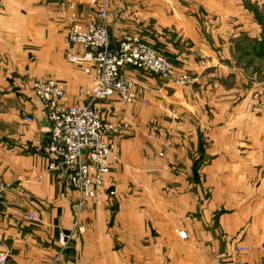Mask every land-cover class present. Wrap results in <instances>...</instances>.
Wrapping results in <instances>:
<instances>
[{
	"label": "crops",
	"instance_id": "crops-1",
	"mask_svg": "<svg viewBox=\"0 0 264 264\" xmlns=\"http://www.w3.org/2000/svg\"><path fill=\"white\" fill-rule=\"evenodd\" d=\"M69 1L90 13L86 0H0V235L10 264H264V105L248 94L230 102L227 87L244 71L229 55L245 27L260 26L245 24L238 0L114 1L112 36L140 35L194 84L127 71L149 88L148 103H99L106 120L131 128L117 138L115 196L79 211L66 172L49 171L50 123L30 84L56 76L71 105L87 82L66 57L70 21L54 11Z\"/></svg>",
	"mask_w": 264,
	"mask_h": 264
},
{
	"label": "built area",
	"instance_id": "built-area-1",
	"mask_svg": "<svg viewBox=\"0 0 264 264\" xmlns=\"http://www.w3.org/2000/svg\"><path fill=\"white\" fill-rule=\"evenodd\" d=\"M110 1L92 0V4L99 6V11L95 20L87 22L82 21L74 5L71 6L68 59L87 76L77 101L67 105L64 101L66 86L53 77L32 82L33 92L45 106L50 122L46 150L50 159L49 171L62 169L66 172L68 185L79 194V211L86 201L98 202L105 195L115 196L111 173L119 164L122 152L117 138L130 127L124 122L104 120L98 103L115 97L127 105L138 101L146 103L143 98L146 88L128 78L124 71L129 66L163 79L176 75L173 64L138 36H124L114 44L107 21ZM75 47H79L82 53L76 54ZM177 83L191 84L192 79L179 76ZM26 122H32V118H26ZM4 192L0 173V201ZM181 237L186 238V235L181 233ZM67 239L66 236L60 238L62 246H66ZM236 250L247 252L248 248L238 247ZM259 251L264 255V247ZM11 254L0 235V264H10Z\"/></svg>",
	"mask_w": 264,
	"mask_h": 264
},
{
	"label": "rangeland",
	"instance_id": "rangeland-1",
	"mask_svg": "<svg viewBox=\"0 0 264 264\" xmlns=\"http://www.w3.org/2000/svg\"><path fill=\"white\" fill-rule=\"evenodd\" d=\"M114 1L115 0L110 1V9H109V12L107 15L109 33H110V36H111L114 44L119 43L120 40L124 36L136 35L143 42H146L147 44L154 47L152 44L145 41L140 35H137V34H126V35H123V37L120 39H115L112 36L111 31H110V19L109 18H110V13L112 11V8L114 6ZM86 3H87L86 6H88L90 8V13L88 14L86 12L87 10L85 9V13H84L85 16H82L81 12L78 11V5L73 1H69L67 3H64L63 4L64 6H59L54 11L57 14H59L61 18H64L65 20L69 21L71 18V13H72L71 6L74 5L75 12L78 14L79 18L82 21L87 22V21L95 20L97 18V11H99V6L92 4V0H86ZM175 3H178V2H174V4ZM238 3H239V5L242 6L244 12L249 16V17L245 16V22H246V19H248V20L250 19V23H252V24L254 23L255 25L258 24L260 26L259 30H260V32L262 31V33L253 32V31H251L252 30L251 28L245 27L244 32L241 36L242 41L241 42L238 41V45H237L238 48H240L241 50L238 49L235 52L236 55L234 54L235 56L229 55V58L233 62V67L237 68V69H239V67H241L244 71H243V73L238 71L236 78L233 76V77H231V79L228 80L227 87L228 88L234 87V89H235L231 95V98L229 97L228 101H230V102L231 101L232 102L238 101L242 97V95L248 94L252 97H255V100H258V104L264 105V0H238ZM168 4H171V2ZM91 13H92V17L90 16ZM70 24H69V28H70ZM245 24L248 25L247 22ZM67 37H68V34H67ZM67 37H66V41H67ZM260 37H262V40H260V42H257L256 40ZM67 45L68 46L66 49V57H67V60L69 62L68 51L71 48V45L68 43H67ZM74 50H75L76 54H78V55L82 53V50L79 47H75ZM157 52L159 54H161L162 56H164L159 50H157ZM164 57L166 59H168L166 56H164ZM168 60L173 64L176 75H173V77H169L166 79L164 78V80L171 82L174 86H177V87H182V88L191 87L194 84L193 76L189 73H177L176 66L174 65V63L170 59H168ZM236 61H237V63H236ZM129 69H133V70L141 72V73H146V72H143L141 70H137V69L130 67V66L124 69L128 78H131L132 80L137 82L139 84V86L141 85V86H144L146 88V92H144L143 98H145L146 103H148V99L146 97H147V93L149 91V88L147 86H145L144 84H142L136 78L129 76L127 74V71ZM146 74H151V73H146ZM242 74H243V79H245V80H244V82L242 81V85H240L241 80H239V78L242 76ZM152 75H155V74H152ZM184 75L189 76L192 79L191 84L182 85V84L177 83L179 76H184ZM155 76H158V75H155ZM51 77L55 78L58 82L62 83L54 75L46 77V78H32L30 81L31 89H32V82L35 79H47V78H51ZM158 77L161 78L160 76H158ZM62 84H64V83H62ZM237 84H238V86H237ZM32 91H33V89H32ZM143 98H141V99H143ZM110 99H115V100L122 102L117 97L110 98ZM110 99H108V100H110ZM100 102H102V101H100ZM99 103H98V105H99ZM122 103H124V102H122ZM137 103H144L145 104V102H143V101H138V102L130 104V105H134ZM100 112H101V110H100ZM101 115H102V112H101ZM102 117H103V115H102ZM104 120H106V119L104 118ZM106 121H108V120H106ZM109 122H113V123H123L124 122V123L129 124V126H130L129 129L131 128V124L126 122V121H122V120L111 121L110 120ZM129 129H127V130H129ZM126 133H127V131L125 132V134ZM238 247H236L235 249H237ZM249 250L250 249L248 248V251ZM236 252H237V250H236Z\"/></svg>",
	"mask_w": 264,
	"mask_h": 264
},
{
	"label": "water",
	"instance_id": "water-1",
	"mask_svg": "<svg viewBox=\"0 0 264 264\" xmlns=\"http://www.w3.org/2000/svg\"><path fill=\"white\" fill-rule=\"evenodd\" d=\"M42 110H43V112L45 113L46 118H47V120H48V116H47V114H46V112H45V106H43V105H42ZM48 122H49V120H48Z\"/></svg>",
	"mask_w": 264,
	"mask_h": 264
}]
</instances>
